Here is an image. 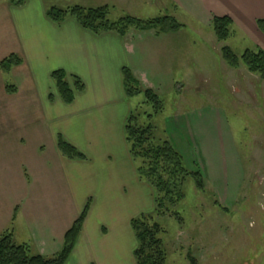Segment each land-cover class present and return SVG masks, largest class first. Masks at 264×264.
I'll return each mask as SVG.
<instances>
[{"label": "crops", "instance_id": "obj_1", "mask_svg": "<svg viewBox=\"0 0 264 264\" xmlns=\"http://www.w3.org/2000/svg\"><path fill=\"white\" fill-rule=\"evenodd\" d=\"M170 2L176 11L187 13L204 26H211L213 16L231 17L233 26L250 41L251 47L264 50V33L256 24L257 19H264V0ZM51 6L59 7L45 0H25L21 5L10 2L5 12L7 17L0 14L10 34V42L14 44L0 60L12 53L22 59L21 64L7 71L15 82L11 95L18 94L23 78V84H28V93L37 102L36 108L39 107L48 124L46 128L53 135L52 148L50 152L48 150L52 157L50 163L56 164L59 184L64 189L56 200L45 199L50 203L48 216L43 214L46 204L38 198L44 205L42 210L38 203L28 220L30 240L36 253H56L62 247L64 233L89 202L81 231L64 264H136L134 249L137 241L131 220L149 213L154 208V197L152 187L138 177L125 139L124 128L133 105L124 91L122 69L128 67L142 88L159 92L163 81L147 74L144 66L148 64L142 55L147 57L150 53L142 47V42L147 38L171 37L182 27L160 34L154 29H131L123 37L113 31L95 34L82 28L72 17L61 22L52 21L46 15ZM4 34L0 29V37ZM221 47L219 44L217 48L219 58ZM190 54L183 64L186 69L195 65L197 59L194 52ZM55 69L64 70L70 84L71 76H77L84 84L83 90L76 92L70 103H65L57 93L51 78ZM188 75L185 73L184 77ZM5 91L10 93L6 86ZM183 122L187 123V120L183 119ZM58 135L75 146L84 158L64 156L57 148ZM204 135L205 131L201 129V137L196 141L198 157L194 160L202 171L205 186H211L215 194L226 193L231 197L230 189L235 187L242 174L236 164L233 142L228 140V134L222 145L221 140L213 143L209 132L205 138ZM20 142L25 143V139L20 137ZM36 148V155L45 153L44 145ZM221 161L227 170L222 169ZM18 168L20 185L28 186L29 192L39 191L37 186L32 187L39 174H43L37 171L36 160L20 162ZM231 168L236 177L240 171L238 180L229 176L228 169ZM24 192L26 194L27 190ZM69 201L73 202L72 210ZM19 210V204L15 205L12 218Z\"/></svg>", "mask_w": 264, "mask_h": 264}, {"label": "rangeland", "instance_id": "obj_2", "mask_svg": "<svg viewBox=\"0 0 264 264\" xmlns=\"http://www.w3.org/2000/svg\"><path fill=\"white\" fill-rule=\"evenodd\" d=\"M45 1L59 7L107 5L110 20L124 15L142 19L170 15L183 24L171 37L147 38L142 42L150 53L147 57L142 55L148 64L144 66L147 74L163 81L160 91L154 92L160 96L164 108L150 119L141 114L139 122H150L156 141H168L183 157L184 166L191 170L198 157L196 141L201 137V129L205 131L204 138L209 132L212 142L221 140L220 145L228 134L242 174L238 180L240 171L236 168V177L232 168L228 169L229 176L238 180L231 184L236 183L230 189L231 197L226 193L215 194L208 184L201 191L191 176L185 179L184 199L174 207L183 223L170 215L155 217L164 229L161 237L167 254L165 264H264V80L250 73L242 63L238 68H230L221 62L217 51L219 44L226 45L240 56L244 50L254 49L250 41L236 26L231 28L227 40L218 41L210 25L204 26L187 13L176 11L170 0ZM9 3L10 0H0V14L4 18ZM0 29L5 32L0 37L1 58L14 44L1 19ZM192 52L197 56L195 65L186 69L183 64ZM185 73L189 75L184 77ZM23 83L22 78L17 95L6 93L5 86L15 82L11 73L0 71V130L4 129L0 132V230L13 231L16 243H27L32 253H36L28 220L38 203L41 209L44 205L38 198L46 204L43 214L48 216L50 203L45 199L56 200L63 185L59 184L56 164L50 163L48 150L52 148L53 135L46 128L48 124L39 107L36 108L37 102L28 93V84ZM130 98L133 110L151 112L152 106L145 102L142 93ZM20 137L25 143L20 142ZM41 144L45 153L36 155V147ZM30 160H36L37 171L43 173L32 186L39 191L29 192L28 186L20 185L18 164ZM220 166L227 170L222 161ZM214 199L227 211L215 206ZM17 204L20 210L14 216L16 219L11 220ZM69 205L70 210L74 209L72 201ZM148 212L153 215L154 208Z\"/></svg>", "mask_w": 264, "mask_h": 264}, {"label": "trees", "instance_id": "obj_3", "mask_svg": "<svg viewBox=\"0 0 264 264\" xmlns=\"http://www.w3.org/2000/svg\"><path fill=\"white\" fill-rule=\"evenodd\" d=\"M25 0H10L15 5L23 4ZM109 7L107 5L98 7H83L73 5L68 7L51 6L46 10V15L54 22H61L67 17H72L84 29L95 34L106 31L116 32L121 37L125 36L131 29L150 30L154 29L156 34L173 31L181 26L174 17L170 15L142 19L132 15H124L116 20L108 18ZM257 27L264 33V19L256 20ZM211 27L216 39L224 42L231 34L233 20L229 16H213ZM222 60L230 68H238L242 63L246 69L258 75L264 80V50L261 48L246 49L240 56L233 50L222 45L220 48ZM22 59L15 54H10L0 60V69L9 71L12 66L21 64ZM123 85L127 97L143 94L145 102L152 106L151 112L134 109L128 116L124 128L125 139L128 144L129 153L136 165V172L141 180L146 181L153 189L154 214H141L131 220V226L137 241L134 249L136 264H165L166 248L161 235L163 227L155 217L166 215L174 216L181 224L183 219L174 207L184 199L183 183L188 176L194 179L197 189L206 190L204 177L199 165L194 161V168L187 169L184 166L181 154L168 142H157L154 135L153 125L141 123V114L148 119L162 112L164 106L160 96L151 88H142L140 82L128 67H123ZM51 78L55 84L57 93L65 103L74 99L76 92L84 88V84L77 76H71L72 83L68 82L66 73L62 69L51 72ZM14 85H6L8 92H14ZM57 148L70 159H82L84 155L72 144L57 137ZM213 204L223 211L226 207L214 199ZM89 202L83 211L73 221L63 236V244L59 251L52 255H41L32 253L27 243H16L12 232L5 230L0 233V264H64L69 257L76 239L81 231L82 223L87 213ZM13 215L12 220L15 218Z\"/></svg>", "mask_w": 264, "mask_h": 264}]
</instances>
